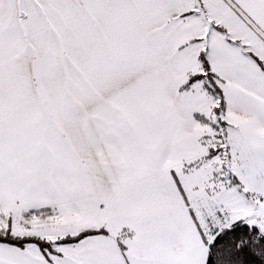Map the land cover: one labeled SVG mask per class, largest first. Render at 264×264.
<instances>
[{
	"label": "snow or ice",
	"instance_id": "snow-or-ice-1",
	"mask_svg": "<svg viewBox=\"0 0 264 264\" xmlns=\"http://www.w3.org/2000/svg\"><path fill=\"white\" fill-rule=\"evenodd\" d=\"M0 264H264V0H0Z\"/></svg>",
	"mask_w": 264,
	"mask_h": 264
}]
</instances>
